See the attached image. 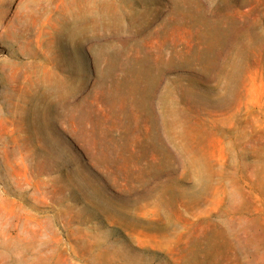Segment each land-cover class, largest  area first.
<instances>
[{
	"label": "rangeland",
	"instance_id": "rangeland-1",
	"mask_svg": "<svg viewBox=\"0 0 264 264\" xmlns=\"http://www.w3.org/2000/svg\"><path fill=\"white\" fill-rule=\"evenodd\" d=\"M0 264H264V0L0 2Z\"/></svg>",
	"mask_w": 264,
	"mask_h": 264
},
{
	"label": "bare ground",
	"instance_id": "bare-ground-1",
	"mask_svg": "<svg viewBox=\"0 0 264 264\" xmlns=\"http://www.w3.org/2000/svg\"><path fill=\"white\" fill-rule=\"evenodd\" d=\"M2 1H6V0H0V2H2Z\"/></svg>",
	"mask_w": 264,
	"mask_h": 264
}]
</instances>
